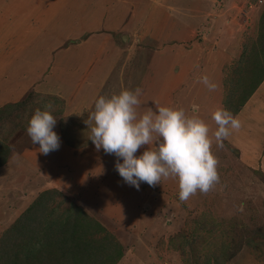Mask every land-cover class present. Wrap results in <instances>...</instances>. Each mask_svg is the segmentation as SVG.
<instances>
[{
	"label": "rangeland",
	"instance_id": "374dc122",
	"mask_svg": "<svg viewBox=\"0 0 264 264\" xmlns=\"http://www.w3.org/2000/svg\"><path fill=\"white\" fill-rule=\"evenodd\" d=\"M49 1L55 0H0V112L2 120L7 118L0 131V146L7 147L6 162L0 166V242L10 239L9 245L15 247L16 232L10 229L39 194L57 187L65 191L67 202L62 207L78 204L107 228L112 249L122 246L124 255L116 264H264L262 162L253 164L250 150L238 147L237 131L223 141L222 148L217 147L213 135L217 125L212 119L216 109L229 103L227 92L234 86L236 72L244 70L251 49H264L263 43H255L264 32V0H110L109 8L121 7L123 12L109 11L105 17L109 45L88 49L96 53L89 72L77 76L80 61L68 56L61 69L46 70L56 78L52 83L58 86L57 93L20 91L22 83L48 63L40 49L55 27L51 17L56 12L49 10ZM58 1L62 6L69 0ZM78 1L84 7L80 21H75L77 34L83 27H94L102 16L101 0ZM119 18L122 27L115 31ZM178 20L188 31L185 36L174 35ZM62 25L56 26L59 34ZM81 37L65 45H76ZM98 47L104 52L100 54ZM114 59L118 62L111 67ZM98 61L103 62L102 70L110 68L108 82L89 94L87 82ZM213 63L216 71L211 70ZM203 75L216 81V91L200 82ZM138 87L142 89L138 114L155 111L156 102L182 108L209 126L219 182L206 195L198 191L181 202L178 180L172 178L154 187L141 182L137 189L119 175L117 157L97 151L88 138L86 122L95 101ZM254 96L245 104L251 102V110L264 101V81ZM48 103L57 118L53 130L60 147L44 155L26 129L35 110H45ZM245 105L233 116L241 114ZM259 108L252 110L253 116H262Z\"/></svg>",
	"mask_w": 264,
	"mask_h": 264
},
{
	"label": "clouds",
	"instance_id": "9594fccd",
	"mask_svg": "<svg viewBox=\"0 0 264 264\" xmlns=\"http://www.w3.org/2000/svg\"><path fill=\"white\" fill-rule=\"evenodd\" d=\"M209 91L217 85L207 75L200 78ZM142 89L122 90L110 97L101 96L94 110L88 113L89 139L97 151L115 155V168L129 185L140 188L141 182L149 186L161 184L169 178L178 180L179 199L186 202L198 191L207 194L219 182L218 159L212 153V136L207 123L196 115L189 116L182 108L160 106L138 114ZM39 108L31 116L27 134L39 152L48 155L60 147V137L53 130L57 123L49 109L52 104ZM193 111H198L193 106ZM217 125L214 138L217 147H223L233 131H238V118L224 108L212 113ZM148 147L139 156L136 153ZM122 160V162H121Z\"/></svg>",
	"mask_w": 264,
	"mask_h": 264
},
{
	"label": "trees",
	"instance_id": "16d2710c",
	"mask_svg": "<svg viewBox=\"0 0 264 264\" xmlns=\"http://www.w3.org/2000/svg\"><path fill=\"white\" fill-rule=\"evenodd\" d=\"M255 43L264 44V32ZM249 57L244 70L236 72L238 77L232 90L227 92L229 103H224V108L233 115L264 81L263 47L260 50L253 47ZM236 98L237 103L233 101ZM6 122L7 118L2 120L0 112V131H4ZM4 146H0V166L6 162L7 147ZM64 195L65 191L56 187L37 196L18 224L10 229L16 232L12 236L16 240L15 247L9 245L10 239L1 240V264H116L122 259L123 248L112 249L113 240L107 228L74 202L62 207L67 202ZM54 203V207H50Z\"/></svg>",
	"mask_w": 264,
	"mask_h": 264
},
{
	"label": "crops",
	"instance_id": "0c3cea01",
	"mask_svg": "<svg viewBox=\"0 0 264 264\" xmlns=\"http://www.w3.org/2000/svg\"><path fill=\"white\" fill-rule=\"evenodd\" d=\"M58 2H59L58 0H55L52 2L49 1L50 3L49 10L51 11L54 10L56 12L51 17L52 23H55V27L51 29L49 25H47L50 28V30H52V32L49 35H47L48 42L46 46L40 49V55L41 57H43V61L45 62L47 60L48 63L46 65L43 63V66L41 67L42 70H40L39 73L34 74L28 81L23 82L22 83L23 88L20 91L27 90L28 88H30L31 91L33 90L38 91V92H43V91L49 92L50 91L52 95L57 93L58 86H55L53 84L55 83L56 78L55 79L51 78V73H46V70L48 69V67H50V70L52 68L61 69L62 61L66 60L64 58L68 56L70 57L69 60L73 59V61L74 60L80 61L76 66L80 69L76 73L77 76H79L80 73L87 74L89 72L88 68L92 67V62L95 57L94 55L96 54L94 50H88V49L98 44H100L101 47L104 46L105 44L109 45L108 43H106L108 42L110 36L108 33L109 32L108 26L104 24V21L106 20L105 17L108 15L109 11L115 12L116 15H119L121 12H123V8L121 7L119 8L117 7L116 10L109 8L108 6L110 3V0H101L102 16L100 17L99 15V17L96 19L95 26L94 27L91 26L89 29H87L86 27H83L82 30L78 32L77 34L74 31V28L76 26L75 21L77 20L80 21V18L82 17L81 11L84 7L83 4H81L78 0H69L67 3L63 4L62 6L61 5L58 6ZM6 14H7V17L10 16L8 12ZM116 20H117V27L113 26L115 31L116 29H121L119 28L121 26L120 18ZM56 21L58 23H56ZM61 22L63 23V25H62V28L59 29L60 33L63 30L64 31L62 34H59V32L55 31V29H56L57 24ZM179 22L180 20H178V23H176V25L175 24L173 25V27L178 26L174 29V31L176 32L174 33V35L178 37L185 36V34H188V31L186 30V28H183L185 27L183 21L181 23ZM74 37L75 38L81 37L83 40L79 41V43H77L76 45L69 44V46H66L65 44H67V41L70 39H75ZM99 48L100 47H98V49ZM43 50H46V51H43ZM100 50L101 49H99L100 54L104 52L103 49L101 51ZM117 62H118V59L112 60L111 67ZM102 64L103 62L98 61L95 65L96 66L95 72L94 73L92 72V74L89 77V80L87 82V88L91 89V92L89 94H91L94 89L96 90V87L98 89L101 87L103 88L105 81H107L108 70L110 68H106L102 70L101 69ZM213 65H214L212 67L213 69L211 70L216 71V65L214 63ZM90 78H93V79H90ZM213 83L216 84V81H214ZM252 97L254 98L255 96L253 95ZM250 103L251 102L245 105L241 114H239L236 117L239 119L241 123V127L237 131V136L241 138L236 139L237 141L239 140L237 145L238 147H244L246 150H250V153H252V155H254L255 157L254 161L252 160L253 164L255 163L258 164L259 160H261L262 167H263L262 171H264V101L261 100L260 102L256 103V106L258 108L260 107L259 110H261V114H262L261 117L257 116V114H255L254 116L252 115V110H254L257 107L252 106V108L254 107V109L252 110L249 109L251 108ZM240 133H242L243 136H241ZM248 136H250V139ZM90 145L89 147H91Z\"/></svg>",
	"mask_w": 264,
	"mask_h": 264
}]
</instances>
